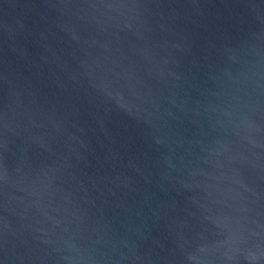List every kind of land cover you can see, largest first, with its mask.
<instances>
[{"label": "water", "instance_id": "water-1", "mask_svg": "<svg viewBox=\"0 0 264 264\" xmlns=\"http://www.w3.org/2000/svg\"><path fill=\"white\" fill-rule=\"evenodd\" d=\"M0 264H264V0H0Z\"/></svg>", "mask_w": 264, "mask_h": 264}]
</instances>
